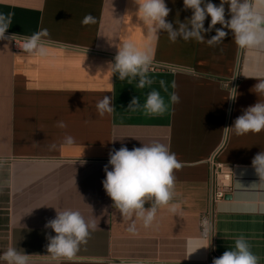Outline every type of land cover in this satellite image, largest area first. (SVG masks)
Segmentation results:
<instances>
[{"label":"crops","instance_id":"0c3cea01","mask_svg":"<svg viewBox=\"0 0 264 264\" xmlns=\"http://www.w3.org/2000/svg\"><path fill=\"white\" fill-rule=\"evenodd\" d=\"M165 3L174 28L192 15L183 0ZM137 10L134 0H0V15L11 16L6 36L48 33L45 57L16 52L13 40H0V251L15 246L29 255V264H187L220 257L243 234L264 264V178L252 165L264 152V131L230 130L227 141L223 132L244 109L264 102L254 89V77L264 72V62L255 58L264 59V50L239 49L227 28L214 47L173 43L165 32L152 39ZM215 28L204 33L206 40ZM126 41L152 48L150 88L120 81L109 68L117 45ZM231 88L238 92L235 101L228 98ZM152 89L160 91L166 112L128 110L134 97L143 104ZM173 93L179 103L171 102ZM104 96L113 98L115 111L100 116L96 105ZM59 121L67 127H58ZM66 136L74 143L66 144ZM153 141L168 145L181 164L174 170L179 209H161L153 227L135 221L133 233V221L123 218L103 188L104 166L113 149ZM212 159L234 168V191L216 207L211 245L191 254L209 207ZM54 207L78 210L98 224L71 261L53 260L47 252V236L55 233L45 224L55 218Z\"/></svg>","mask_w":264,"mask_h":264},{"label":"clouds","instance_id":"9594fccd","mask_svg":"<svg viewBox=\"0 0 264 264\" xmlns=\"http://www.w3.org/2000/svg\"><path fill=\"white\" fill-rule=\"evenodd\" d=\"M134 2L138 6L137 17L152 39H158L160 33L165 32L173 43L178 39L201 43L206 41L209 46L214 47L223 43L227 35L223 29L227 28L232 32L233 40L239 49L264 50V0H220L219 5L212 3L211 0H183L184 8L191 9L192 15L185 22L177 20L178 27L175 28L166 19L171 10L165 0ZM225 5L228 6L230 19L225 18ZM208 17L211 18L210 23L205 28L204 22ZM91 19L90 15L86 16L82 23L87 24ZM217 24L222 27L215 28ZM10 25L11 16L0 15V40H15V35H5ZM118 28L119 25L114 26L113 30ZM214 28L216 34L206 40L204 33L211 32ZM47 34V30L44 29L24 38L22 51L29 55L47 56L42 39ZM117 48L114 63H109L112 73L116 74L120 81L127 80L131 84L136 80V87L150 88L153 81L147 73L153 60L152 48L150 46L138 48L128 41L117 45ZM255 59L258 65L264 62L262 58ZM254 78L258 80L254 86L255 93L258 96L264 95V72ZM160 86L167 91L164 81H160ZM237 96V89L231 88L228 98L235 101ZM112 99L104 96L97 102L96 107L100 116L115 111ZM170 100L172 103L180 102L179 96L175 93L171 95ZM167 107L160 91L152 89L147 92L143 104L138 97H134L128 105V110L133 112L143 110L149 115H161L167 111ZM58 127L63 129L67 125L59 121ZM230 130L236 135L264 131V102L258 101L244 109L243 114L235 119L231 127L224 128L225 141ZM64 141L71 145L74 138L66 136ZM51 147L55 148L56 145L53 144ZM80 162L85 163L83 160ZM252 165L259 177L264 178V152L254 157ZM180 167L181 164L169 146L159 141L142 142L141 147H134L131 150L122 146L109 152L108 164L104 166L106 178L102 184L123 218L133 221L128 226L129 232L134 233L137 230L135 223L137 220L145 228L153 227L161 209L177 213L179 205L173 202L176 196L174 170ZM146 204H150V207L146 208ZM54 208L55 218L45 224V228H50L55 233L54 236H47V252L53 260L71 261L78 253L80 245L86 242L90 232L94 231L98 224L95 220H86L78 210ZM260 210L264 212V206ZM212 231L211 224L205 221L201 237L191 242V254L211 245L214 236ZM0 264H29V255L15 246L9 247L0 251ZM213 264H260V258L252 251L249 240L240 234L234 238V247L226 250L220 257L214 258Z\"/></svg>","mask_w":264,"mask_h":264},{"label":"built area","instance_id":"2783aa9c","mask_svg":"<svg viewBox=\"0 0 264 264\" xmlns=\"http://www.w3.org/2000/svg\"><path fill=\"white\" fill-rule=\"evenodd\" d=\"M15 40H13L15 51L23 52L21 47L24 39L15 36ZM211 163L212 181L209 194V207L201 217V234L204 229L205 221H208L212 226L217 205L234 191V168L225 167L222 163L215 162L213 159ZM214 258L217 257L214 254H211L210 257L205 260L189 261L187 264H213Z\"/></svg>","mask_w":264,"mask_h":264}]
</instances>
